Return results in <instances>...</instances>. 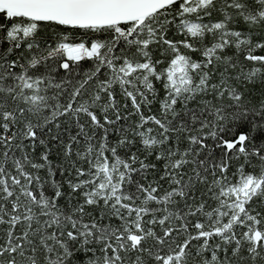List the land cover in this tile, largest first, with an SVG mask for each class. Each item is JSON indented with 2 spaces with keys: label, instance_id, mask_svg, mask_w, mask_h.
Here are the masks:
<instances>
[{
  "label": "snow or ice",
  "instance_id": "6c2138e0",
  "mask_svg": "<svg viewBox=\"0 0 264 264\" xmlns=\"http://www.w3.org/2000/svg\"><path fill=\"white\" fill-rule=\"evenodd\" d=\"M0 264H264V0H0Z\"/></svg>",
  "mask_w": 264,
  "mask_h": 264
}]
</instances>
